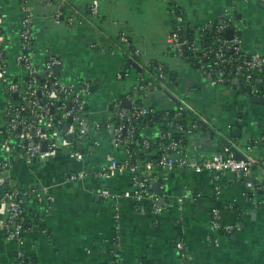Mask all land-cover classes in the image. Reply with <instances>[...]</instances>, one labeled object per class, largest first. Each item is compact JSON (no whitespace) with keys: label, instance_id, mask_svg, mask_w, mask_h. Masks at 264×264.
Wrapping results in <instances>:
<instances>
[{"label":"crops","instance_id":"0c3cea01","mask_svg":"<svg viewBox=\"0 0 264 264\" xmlns=\"http://www.w3.org/2000/svg\"><path fill=\"white\" fill-rule=\"evenodd\" d=\"M50 1L27 0L36 16L33 58L41 69L49 54L60 57L56 74L63 83L93 80V91L84 101L90 123L88 138L96 145L82 161L68 154L66 148L32 164L24 161L21 151L10 156L8 174L18 189L29 192L45 187L53 197L52 201H40L29 194L25 197L30 223L24 230L21 249L26 252V264H182L177 247L181 240L188 264H264L262 164L257 165L256 177L251 172L242 178L232 173L216 177L206 171L164 170L156 165L151 189L156 206L151 198H134L142 172L69 180L80 171L92 173L127 156L124 149L113 147L106 125L96 127L117 101L130 106L138 101L157 103L163 109L185 105L186 121L195 127L180 150L192 161L224 154L220 139L237 129L242 134L240 150L259 139L254 155L264 159L260 88L249 93L250 87L240 82L213 85L197 62L192 64L175 55L167 41L173 24L171 8L176 6L184 12L187 37L200 39L201 26L222 23L233 15L244 49L264 54V0ZM91 7L99 9L98 16L91 14ZM3 9L7 13L3 30L8 74L12 80H21L25 73L16 64L21 52V2L4 0ZM57 10L75 17V23L57 22ZM123 32L129 44L120 41ZM133 48L141 55L132 56ZM160 65L170 69L165 81L155 77ZM119 73H123L121 79ZM141 73L153 84L147 96L140 93ZM7 100L0 81V128ZM159 133L158 126L147 127L145 135L157 137ZM2 140L0 136V158L8 159ZM151 155L157 159L158 150ZM137 160L142 167L145 160ZM214 207H220L222 224L237 225L232 234L214 229ZM18 248L0 230V264H18Z\"/></svg>","mask_w":264,"mask_h":264},{"label":"built area","instance_id":"2783aa9c","mask_svg":"<svg viewBox=\"0 0 264 264\" xmlns=\"http://www.w3.org/2000/svg\"><path fill=\"white\" fill-rule=\"evenodd\" d=\"M3 1L0 0V81L6 88L8 100L0 136L3 137L2 145L6 149L8 159L0 158V230L7 239L17 243L19 247L18 264H26L27 255L21 249L25 230L24 197L28 194L34 195L40 201H52L53 197L48 194L45 187H35L29 192L17 189L8 174L11 167L10 156L21 151L24 161L32 164L37 159L54 155L60 149L66 148L68 154L77 161H82L92 145H96L88 138L90 123L84 101L85 96L90 95L93 91V80L83 79L78 83L61 82L56 74V68L61 65L62 59L55 54L48 55L43 68L40 69L36 65L32 54L34 52L33 25L36 16L27 0H19L23 18L20 29L21 52L16 59V64L25 74L21 80L10 79L5 51L7 38L3 30L7 13L3 9ZM40 1L51 3L50 0ZM90 9L93 16L99 15L97 7ZM171 14L173 24L167 41L175 55L183 58L188 57L185 56L186 52L188 55L191 53L213 85L242 81L241 84H246L252 88V91L260 88L259 92L262 93L261 97L264 99V54L248 53L244 49L241 36L234 24L235 17L233 15L224 19L222 23L208 22L204 24L199 30L200 39L193 40L184 33V12L176 6H172ZM55 20L57 22L66 20L68 24H73L76 18L66 16L61 10H57ZM230 28L234 29L231 39L226 36V31ZM205 32L213 36V44L204 45L202 36ZM120 41L129 44L130 40L125 32L121 33ZM140 55L139 49L133 48L132 56ZM163 68L162 65L156 67L157 81H164L166 78ZM42 77L45 79L41 80ZM117 77L121 79L123 73H119ZM140 82V93L147 96L153 84L145 80L143 73H141ZM155 111V108L139 103H133L127 107L117 101L110 105L106 118L102 123L96 124V127L99 129L102 124L106 125L111 130L113 147L124 149L127 156L122 160H112L92 173L80 171L78 174L71 175L69 180L78 181L89 175L97 179H107L125 171H131L137 175L138 172H142V180L136 184L134 198L138 200L151 198L156 206L157 198L151 193L156 179L154 173L156 165L164 170L190 169L196 173L206 171L216 177L232 173L238 178L250 175L253 165H264V159L260 160L254 155V147L260 141L259 139L250 141L245 150H242L244 159H237L235 152L226 148L225 154H216L201 162H196L181 152V140H174L173 131L168 130L160 132L158 135L161 145L157 159H154L153 155L149 153L141 167L139 163L133 161L135 154H133L131 146L136 141V129L132 125V120L143 118ZM186 112L185 105H179L174 109L173 117L178 120ZM169 113L170 111H167V114ZM66 124L68 125L67 129H65ZM194 127L195 125L187 133L189 134ZM174 129L181 131L182 124L174 123ZM142 135L139 151L149 149L153 143L152 137L146 136L145 133ZM69 137L71 140L68 139ZM86 142H90V146L85 151L82 144ZM45 143L46 147H44ZM102 194L108 195L107 193ZM116 208L118 210V207ZM211 216V223L214 229L219 232L230 235L238 228L237 225L222 224L219 207L212 209ZM118 217L117 211L116 218ZM177 247L181 252V263L188 264L184 242L182 240L177 242ZM115 251L116 248L113 252Z\"/></svg>","mask_w":264,"mask_h":264},{"label":"trees","instance_id":"16d2710c","mask_svg":"<svg viewBox=\"0 0 264 264\" xmlns=\"http://www.w3.org/2000/svg\"><path fill=\"white\" fill-rule=\"evenodd\" d=\"M202 39H203L205 46L213 44V42H214L213 36L208 32H205L203 34ZM183 59H186L188 61H192V64H195V62L197 61V59H195L191 53H189L188 57H183ZM163 70H164L163 72L165 74V67L163 68ZM157 75H158V72L156 71V76ZM165 76H167V75H165ZM44 79H45V77L41 78V80H44ZM165 79H164V81H165ZM228 83H231V81L227 82V84ZM138 103H139V101H138ZM138 103H136V104H138ZM141 105L151 107V108H155L156 111L153 113H150L148 116H145L143 118H138V119L132 120V125L135 126V129H136V133H135L136 141L131 146V150H132L133 154H135L133 161H136L137 163H139L137 158L140 160H143V159L145 160L149 153H152V152L156 153V150H158V154L160 152L159 147L161 145V141L159 140L158 136L152 137L153 143L149 149H143V151H139V147H141V142H142V138H143L142 137L143 133H141L142 128H147V127L149 128V127L158 126L159 132H162V133L166 132L168 130H171L174 133V138H173L174 140H176V141L181 140V144L186 143V138L188 135L187 131L191 128V126L188 125V121H186L185 115H182V117L180 119L175 120L173 117L174 109H163L157 103L156 104H145L143 102ZM167 111H170V113L167 114ZM169 118H170V120H169ZM176 122H180L182 124V130L181 131H176L174 129V123H176ZM89 146H90V142H86V143L82 144V148L85 151L87 150V147H89ZM153 157H154V159L156 158V156H153ZM219 209H220V207H219ZM28 215L29 214H28V209L26 207V199L24 197V218H25L24 229L26 228V226H29V223H30Z\"/></svg>","mask_w":264,"mask_h":264},{"label":"water","instance_id":"95a60500","mask_svg":"<svg viewBox=\"0 0 264 264\" xmlns=\"http://www.w3.org/2000/svg\"><path fill=\"white\" fill-rule=\"evenodd\" d=\"M226 36H227V38H229V39H231L232 37H233V29L232 28H230V29H228L227 31H226ZM198 54H200V53H198ZM185 56H188V53L186 52L185 53ZM189 62H191L192 63V61H189ZM197 66L199 67L200 65L197 63ZM135 67L136 68H138L139 69V66L138 65H135ZM60 68V67H59ZM59 68L57 67V71H59ZM169 72H170V69H169V67H166L165 68V75H168L169 74ZM240 83H242V81H239ZM242 86V85H241ZM160 88H162V87H160ZM163 89V88H162ZM249 93H252V88H250L249 89ZM261 101H262V103L264 104V99H261ZM124 104V103H123ZM124 106H127V107H130V104L129 105H126V104H124ZM67 124L65 125V129H67ZM241 131L240 130H235L234 131V133H233V135H225L224 134V136L226 137V138H221L220 139V141H221V145H220V150L222 151V152H224L225 151V149L226 148H230L232 151H234L235 152V157L237 158V159H244L245 158V156H244V154L242 153V151L240 150V146H241V136H242V134L240 133ZM69 139H71V137H69ZM44 147H46V143L44 144ZM243 148V147H242ZM226 152H224V154H225ZM256 169H257V165H253L252 166V172L254 173V177H256L257 176V173H255V171H256ZM253 177V178H254ZM253 178H250V179H253ZM248 179V178H247ZM7 181H8V179H7ZM157 184H155V186H156Z\"/></svg>","mask_w":264,"mask_h":264},{"label":"rangeland","instance_id":"374dc122","mask_svg":"<svg viewBox=\"0 0 264 264\" xmlns=\"http://www.w3.org/2000/svg\"><path fill=\"white\" fill-rule=\"evenodd\" d=\"M153 128L156 129V127H153ZM145 132H146V129H142V130H141V133H145Z\"/></svg>","mask_w":264,"mask_h":264}]
</instances>
